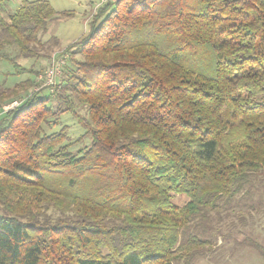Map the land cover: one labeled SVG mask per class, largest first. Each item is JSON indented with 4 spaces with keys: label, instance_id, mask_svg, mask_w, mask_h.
<instances>
[{
    "label": "trees",
    "instance_id": "obj_1",
    "mask_svg": "<svg viewBox=\"0 0 264 264\" xmlns=\"http://www.w3.org/2000/svg\"><path fill=\"white\" fill-rule=\"evenodd\" d=\"M56 15L21 0L0 59ZM88 24L51 92H0V264H194L214 222L264 215V0H107Z\"/></svg>",
    "mask_w": 264,
    "mask_h": 264
},
{
    "label": "rangeland",
    "instance_id": "obj_2",
    "mask_svg": "<svg viewBox=\"0 0 264 264\" xmlns=\"http://www.w3.org/2000/svg\"><path fill=\"white\" fill-rule=\"evenodd\" d=\"M20 1L0 0V19H7L8 15L18 8ZM49 1L57 11V15L50 22L48 31L41 35L40 43L31 45L32 55L25 57L19 55L17 48H9V53L15 58L20 68L15 66V62L0 59V92L6 93L8 91L5 90L12 87L15 89V85L20 82L19 87L16 86L15 89L16 95L11 96V93H6L7 96H4L7 99L4 104L9 102L3 106L4 110L15 107L20 100L32 92H51V85L46 84L44 79L46 71L56 60H60V64L65 62L67 46L87 33L91 16L95 14L100 4L107 0ZM63 76L64 72L60 69L55 76L56 82L58 83ZM27 78H31L29 79L31 83H22ZM53 106H59L57 99L54 100ZM78 110L83 115L86 113L85 107L81 104L78 105ZM67 116L64 115V117ZM74 127L73 129H76V126ZM187 200L185 195L173 197V202L179 206L184 205ZM237 211L244 212L246 215L244 221L239 220L240 213ZM248 213L246 208L236 209L230 216L225 217L221 224L214 222L213 224L217 225V230H220L222 235L213 241L212 248L205 255L199 256L194 264H264V257L247 244V240H256L264 244V215L252 212L251 216Z\"/></svg>",
    "mask_w": 264,
    "mask_h": 264
},
{
    "label": "built area",
    "instance_id": "obj_3",
    "mask_svg": "<svg viewBox=\"0 0 264 264\" xmlns=\"http://www.w3.org/2000/svg\"><path fill=\"white\" fill-rule=\"evenodd\" d=\"M54 62L55 63H53L52 67L49 70H47L46 74L44 75V78L46 80L45 82L48 85L55 83V76L60 70V60L59 61L56 60Z\"/></svg>",
    "mask_w": 264,
    "mask_h": 264
}]
</instances>
